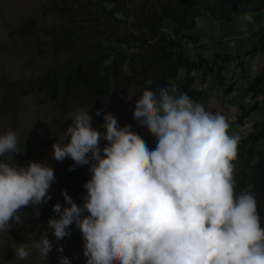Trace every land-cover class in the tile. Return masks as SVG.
<instances>
[{
    "label": "clouds",
    "instance_id": "obj_1",
    "mask_svg": "<svg viewBox=\"0 0 264 264\" xmlns=\"http://www.w3.org/2000/svg\"><path fill=\"white\" fill-rule=\"evenodd\" d=\"M123 71L131 75L127 64ZM138 97L133 119L155 139L154 149L115 114L105 112L95 127L82 108L53 144L56 161L70 158V171L87 165L92 174L82 204L63 191L64 206L54 205L59 218H50L48 228L56 240L72 235L75 225L86 264H264L255 194H235L240 137L230 134L227 118L175 88H145ZM7 153H22L12 130L0 135V157ZM55 180L50 164L0 162V232L22 223L21 209L50 201ZM35 247L46 260L53 248L46 232ZM14 255L28 259L27 244ZM60 264L71 261L61 255Z\"/></svg>",
    "mask_w": 264,
    "mask_h": 264
},
{
    "label": "trees",
    "instance_id": "obj_2",
    "mask_svg": "<svg viewBox=\"0 0 264 264\" xmlns=\"http://www.w3.org/2000/svg\"><path fill=\"white\" fill-rule=\"evenodd\" d=\"M106 3L110 7L102 4L105 14L114 18L113 21L122 28L108 46H101L90 40L94 35H103V22L85 0H60V5L56 1L50 2L48 9L53 10L56 19L43 30L49 36L52 51L64 50L66 53L61 60L53 58L36 76L26 77L22 83L14 81L11 85L20 95L30 94L37 87L59 105L83 104L91 111L95 127L103 123L105 112H111L121 126L130 124L150 149L156 147L155 139L133 119L135 101L142 91L145 88L155 91L162 86L169 88L176 79L177 95L187 93L196 100L201 91L193 87L194 73L198 70L221 73L224 65L220 59L224 55L228 58L225 45L214 53L213 59L201 56L196 43L199 47L204 43L188 33V28L206 13L213 17L221 14H224L222 17L226 14L236 17L239 14L252 15L264 8V0H138L136 4L130 0L128 4L132 10L128 9L125 0H107ZM77 25L89 29L87 37L80 35ZM191 42L195 45L189 46ZM258 48L264 50V37L255 43L253 50ZM125 64L131 75L123 71ZM180 70L183 74L178 76ZM218 78L223 79L221 75ZM148 80L153 83L148 85ZM262 80L261 73L254 75L247 87L248 92L255 95L264 91V87L258 89ZM0 85L6 84L0 81ZM229 89L230 86L225 87L223 92ZM97 109L103 110L100 116L95 115ZM40 136L32 134V138ZM19 146L22 147L20 143ZM73 163L67 158L63 164L54 167L56 180L49 189L50 201L36 209L29 206L21 211L34 213L38 220L58 219L53 207L57 202L64 206L62 192L67 191L69 185L73 188L67 191L68 194L77 204H82V197L87 194L84 188L87 181L83 176L87 174L91 178L92 174L87 165L70 171ZM233 163L235 194L239 196L244 191L255 194L261 227L264 228V119L254 121L250 131L240 138ZM70 231L75 240H83L75 225Z\"/></svg>",
    "mask_w": 264,
    "mask_h": 264
},
{
    "label": "rangeland",
    "instance_id": "obj_3",
    "mask_svg": "<svg viewBox=\"0 0 264 264\" xmlns=\"http://www.w3.org/2000/svg\"><path fill=\"white\" fill-rule=\"evenodd\" d=\"M53 1L60 5V0H0V81L6 84L0 85V135L12 130L22 145L19 146L22 153H7L0 157V162L25 166L31 160L50 164L53 168L63 164L64 161L58 162L52 157V146L63 136L77 108L88 111L83 104L59 105L37 87L30 94L20 95L11 85L14 81L22 83L26 77L36 76L53 58L61 60L66 53L64 50L53 52L49 36L43 30L45 25L56 19L53 10L48 9ZM106 1L85 0L103 22V35H94L90 40L101 46H108L122 28L121 24L113 21L114 18L105 14L102 4L110 7ZM129 1L125 0L126 5ZM137 2L134 0V4ZM127 7L132 10L131 4ZM228 15L225 18L222 17L224 14L217 17L203 14L187 30L204 43L202 47L196 43L201 56L213 59L214 53L222 50L224 45L228 54V58L224 55L220 59L224 65L221 73H204L202 70L194 73L193 87L201 91V95L192 100L202 104L206 110L210 106V112L214 114H223L229 122L230 134L242 138L254 121L264 119V91L253 95L247 90L257 73L263 75L258 89L264 87V50H253L255 43L264 37V8L252 15ZM77 27L82 37L88 36L87 27ZM193 45L191 42L189 46ZM182 74L180 70L178 76ZM220 75L223 79L218 78ZM173 81L169 88H175L177 80ZM229 86V91L223 92ZM33 133L42 136L32 138ZM83 178L85 181L90 179L87 174ZM72 188L73 185H69L66 189L69 192ZM19 215L22 223H14L10 232H0V264H60L61 255L68 257L71 264H86L83 240H75L72 234L57 241L53 230L48 228L49 220H38L34 213L24 210H20ZM45 232L53 245L46 260L35 247V240ZM25 244L30 255L28 259L20 260L15 257L14 250ZM61 245L62 253L59 251Z\"/></svg>",
    "mask_w": 264,
    "mask_h": 264
},
{
    "label": "crops",
    "instance_id": "obj_4",
    "mask_svg": "<svg viewBox=\"0 0 264 264\" xmlns=\"http://www.w3.org/2000/svg\"><path fill=\"white\" fill-rule=\"evenodd\" d=\"M173 84V83H172ZM176 87V86H175ZM234 91H236V88H234ZM230 93V92H229ZM210 106L207 107V110L210 111Z\"/></svg>",
    "mask_w": 264,
    "mask_h": 264
}]
</instances>
